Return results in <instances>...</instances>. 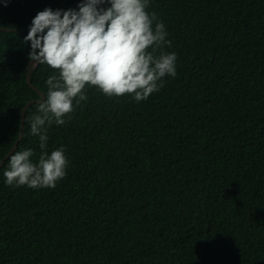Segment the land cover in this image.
Wrapping results in <instances>:
<instances>
[{"label": "trees", "instance_id": "trees-1", "mask_svg": "<svg viewBox=\"0 0 264 264\" xmlns=\"http://www.w3.org/2000/svg\"><path fill=\"white\" fill-rule=\"evenodd\" d=\"M77 2L0 0V27ZM145 10L153 29L164 24L171 43L154 55L176 54L175 77L140 102L86 85L63 125L46 122L44 151L62 148L68 161L54 189L8 185L5 163L0 264H264V0H148ZM28 32L0 31V162L22 110L41 99L26 82ZM53 75L47 65L32 74L46 97ZM38 105L17 149L34 164Z\"/></svg>", "mask_w": 264, "mask_h": 264}, {"label": "clouds", "instance_id": "clouds-1", "mask_svg": "<svg viewBox=\"0 0 264 264\" xmlns=\"http://www.w3.org/2000/svg\"><path fill=\"white\" fill-rule=\"evenodd\" d=\"M105 4L109 6L101 7ZM147 6L148 0H81L78 11L48 8L37 13L25 37L31 45L29 59L35 62L33 68L47 65L59 75L47 79V97L31 123L42 150L38 164L30 159L32 150L10 155L4 172L8 185L54 189L64 179L68 164L64 150L50 155L44 151L48 141L44 126L53 120L63 125L73 101L87 99L86 85L110 98L131 95L140 102L159 91L164 77H175L176 54L154 55L171 42L166 41L163 23L153 29L156 16L149 15Z\"/></svg>", "mask_w": 264, "mask_h": 264}, {"label": "water", "instance_id": "water-1", "mask_svg": "<svg viewBox=\"0 0 264 264\" xmlns=\"http://www.w3.org/2000/svg\"><path fill=\"white\" fill-rule=\"evenodd\" d=\"M80 4V2H77L75 3L74 5H72L71 7L67 8V9H63L61 11H67V10H77L78 9V5ZM101 7H103L101 5ZM32 24V23H31ZM31 24L28 25V27L22 29V30H12V29H8V28H2L0 27V31H6V32H27L30 30V27H31ZM35 63L33 61L29 62L28 64V67H27V84L36 92L40 95L41 99L39 101H29L26 106L24 107V109L22 110L21 112V120H22V124H21V130H20V134H19V139L17 141V143L15 144L14 148L4 157V159L0 162V169L5 165V163L8 161L9 159V156L14 154L17 149H18V146L20 145L22 139H23V136H24V129H25V122H26V112L27 110L34 104H40L41 102H43V99L46 98V96L38 89L36 88L33 84H32V81H31V78H32V74L34 71L37 70V68L40 66H37L35 68L32 67V64Z\"/></svg>", "mask_w": 264, "mask_h": 264}]
</instances>
